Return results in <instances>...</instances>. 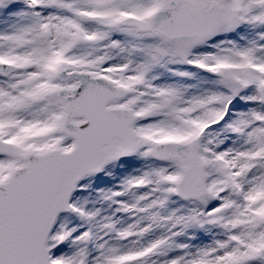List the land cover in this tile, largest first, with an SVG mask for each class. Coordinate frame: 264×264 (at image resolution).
Instances as JSON below:
<instances>
[{
	"label": "snow or ice",
	"instance_id": "snow-or-ice-1",
	"mask_svg": "<svg viewBox=\"0 0 264 264\" xmlns=\"http://www.w3.org/2000/svg\"><path fill=\"white\" fill-rule=\"evenodd\" d=\"M0 264H264V0H0Z\"/></svg>",
	"mask_w": 264,
	"mask_h": 264
}]
</instances>
